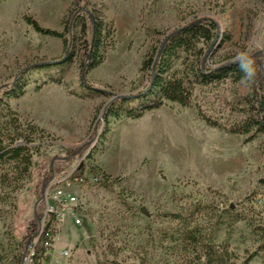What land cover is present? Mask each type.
<instances>
[{
	"label": "rangeland",
	"instance_id": "1",
	"mask_svg": "<svg viewBox=\"0 0 264 264\" xmlns=\"http://www.w3.org/2000/svg\"><path fill=\"white\" fill-rule=\"evenodd\" d=\"M86 2L114 30V49L104 63L83 82L78 48L64 73H38L28 80L22 97L8 99L4 92L21 71L60 61L66 54L62 40L37 33L25 18L62 32L63 21L76 7L73 0H0V113L8 104L21 121L46 133L42 139L34 136L29 146L38 151L29 175L20 179L22 189L0 206V264H24L27 240L34 233L31 222L45 217V186L53 174L61 178L79 165L103 180L82 187L79 203L71 206L81 225L68 219L60 228L57 244L71 252L68 264H194L187 237L191 229L199 239L229 242L235 264H264V134L235 135L239 140L224 144L231 166H243L223 179L215 169L202 172L194 157L221 145L196 107L222 125L247 120L249 83L197 86L193 107L167 102L139 121L105 118L115 100L136 95L147 85L142 64L164 37L194 19L217 23V61L262 51L264 0ZM60 77L63 85L37 89ZM90 88L104 95H93ZM250 136L254 140L245 143ZM6 168L0 166V175ZM39 183L43 191H38ZM175 214L178 219L171 217Z\"/></svg>",
	"mask_w": 264,
	"mask_h": 264
},
{
	"label": "trees",
	"instance_id": "2",
	"mask_svg": "<svg viewBox=\"0 0 264 264\" xmlns=\"http://www.w3.org/2000/svg\"><path fill=\"white\" fill-rule=\"evenodd\" d=\"M86 1L73 0L76 10L71 12L69 20L63 21L62 32L43 28L32 18H25L26 23L37 33L62 40L66 54L60 61L37 64L21 71L4 92L8 99L22 97L28 80L38 73L53 70L64 73L79 51L83 82L88 73L104 63L108 50L114 49V30L106 18L90 8ZM221 7L224 13L223 5ZM218 34L217 23L209 18L194 19L190 24L168 33L159 48L147 56L142 64L141 72L148 76L147 85L136 95L121 97L110 104L106 111V120H137L147 112L160 109L167 102L191 108L197 86L209 87L226 82L238 84L245 81L234 59L224 62L214 59L213 51ZM251 57L255 61L259 79L250 84L252 92L246 99L250 118L222 125L206 116L202 108L196 107L199 119L209 127L232 135L249 136L253 132L264 134V51H258ZM177 61H181L179 68L176 67ZM48 84L63 85L64 82L61 77L51 79L37 86V89ZM89 91L93 95H104V92L98 89L90 88ZM2 108L0 166L4 164L8 168L4 176L0 175V206L6 204L22 189L20 179L28 176L34 165L33 157L38 149L29 148L35 142L34 136L42 139L46 135L44 130L33 123L21 121L8 104ZM253 140L254 136H250L245 143ZM261 183L264 184V181ZM40 190L43 191L42 183L38 184V191ZM228 210L232 212L231 207ZM171 217L178 219L179 216L175 214ZM42 218L43 214L35 217L29 229L36 232ZM51 220L52 217L47 216L46 227L50 226ZM187 237L192 242L194 264H235L229 242L217 245L213 238L199 239L194 229L189 230ZM104 264L118 263L105 261Z\"/></svg>",
	"mask_w": 264,
	"mask_h": 264
},
{
	"label": "built area",
	"instance_id": "3",
	"mask_svg": "<svg viewBox=\"0 0 264 264\" xmlns=\"http://www.w3.org/2000/svg\"><path fill=\"white\" fill-rule=\"evenodd\" d=\"M90 172L85 165H79L74 171L65 172L61 178L52 175L44 189L45 217L38 230L29 237L24 264H68L71 252L58 246L57 237L68 219H72L76 226L81 225L77 210L71 206L79 203L82 187L96 185L103 180L100 175ZM47 216L52 217L48 227Z\"/></svg>",
	"mask_w": 264,
	"mask_h": 264
},
{
	"label": "crops",
	"instance_id": "4",
	"mask_svg": "<svg viewBox=\"0 0 264 264\" xmlns=\"http://www.w3.org/2000/svg\"><path fill=\"white\" fill-rule=\"evenodd\" d=\"M60 97L64 98L65 100L67 99V101L70 102L68 100V98L66 96H64L63 94H61ZM153 111H155V110H153ZM153 111L147 112L146 114L151 113ZM142 118H140V119H142ZM140 119H137L135 121H139ZM135 121H133V122H135ZM208 128H210L211 130H214L215 134L218 135L219 140H221L220 141L221 145H218V148L216 146L215 149H212V150L204 149L203 151L201 150L200 152H197L196 154H194V157L197 160V164L199 165V168L202 170V172L215 169V171L223 179V178H225V176L231 175L230 173L232 171L237 172L238 170H241V169H238V168L243 166V165H241V163H238L237 165H235L233 163L234 167L231 166L232 163H231V159H230L231 156L229 155V152H230L229 147H226L228 150H226L223 147V146H225L224 144H229L230 140H232V139H234V141H235V139L239 140L238 136H235V135L229 136V135H226V134H224V133H222V132H220L214 128H211V127H208Z\"/></svg>",
	"mask_w": 264,
	"mask_h": 264
},
{
	"label": "clouds",
	"instance_id": "5",
	"mask_svg": "<svg viewBox=\"0 0 264 264\" xmlns=\"http://www.w3.org/2000/svg\"><path fill=\"white\" fill-rule=\"evenodd\" d=\"M264 51V49H262ZM234 62L238 63V67L243 73V79L249 83H256L259 79V73L256 68L254 59L247 53L241 52L234 57Z\"/></svg>",
	"mask_w": 264,
	"mask_h": 264
}]
</instances>
